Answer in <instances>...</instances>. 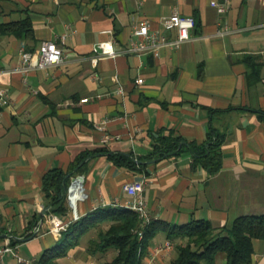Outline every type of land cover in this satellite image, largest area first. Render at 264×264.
Returning a JSON list of instances; mask_svg holds the SVG:
<instances>
[{
    "label": "crops",
    "instance_id": "crops-1",
    "mask_svg": "<svg viewBox=\"0 0 264 264\" xmlns=\"http://www.w3.org/2000/svg\"><path fill=\"white\" fill-rule=\"evenodd\" d=\"M211 1L0 0V70L18 66L22 44L36 51L53 41L65 53L60 66L0 77L9 96V105L0 107V235L28 239L38 232L15 246L0 238V249H14L0 264H19L17 256L34 263L55 251L62 238L52 232L55 218L68 228L98 209L126 208L123 187L141 178L153 219L170 226L205 220L230 228L240 216L264 215V0H227L224 15ZM174 10L196 19L191 41L158 56L121 53L144 21L175 37L162 27ZM25 19L29 38L1 31ZM221 24L232 32L216 36ZM100 42H112L119 53L94 54ZM98 126L120 139L102 144ZM212 130L224 137L216 174L195 166L189 151L152 156L160 137L173 134L201 146ZM111 156L154 162H133L143 168L132 170ZM55 171L66 174L58 204L43 187ZM93 238L85 235L55 261L102 264V256L115 257L91 255ZM166 240L159 232L150 250ZM253 248L252 264H264V240L254 239ZM174 257L175 250L144 264Z\"/></svg>",
    "mask_w": 264,
    "mask_h": 264
},
{
    "label": "trees",
    "instance_id": "trees-1",
    "mask_svg": "<svg viewBox=\"0 0 264 264\" xmlns=\"http://www.w3.org/2000/svg\"><path fill=\"white\" fill-rule=\"evenodd\" d=\"M1 31L17 38H29L33 32L29 19L9 24ZM250 83L253 80L250 79ZM223 141L224 137L214 130L208 133L206 142L201 146L193 142L187 144L182 138L169 134L155 142L152 156L161 159L189 151L195 166L201 165L216 174L222 168ZM111 159L120 167L132 170L143 168V165L137 167L130 156H111ZM65 176L64 172L55 171L44 180V191L52 197L55 204L60 203L64 197L62 192L66 189ZM140 226L138 215L127 208L98 209L70 224L62 234L55 251L47 250L32 264H59L55 260L64 256L70 248L76 247L81 238L90 232L94 236L88 244L91 255L116 252L112 260H105L102 264H144L151 251L150 246L159 232H163L168 240L176 243L175 257L168 264H217L220 257L225 258L226 264H252L253 240H264V215L240 216L230 228L219 229L205 220L170 226L153 219L141 239L137 232ZM16 244L12 240L11 245Z\"/></svg>",
    "mask_w": 264,
    "mask_h": 264
},
{
    "label": "built area",
    "instance_id": "built-area-1",
    "mask_svg": "<svg viewBox=\"0 0 264 264\" xmlns=\"http://www.w3.org/2000/svg\"><path fill=\"white\" fill-rule=\"evenodd\" d=\"M211 6L215 8L218 14L224 15L228 11L229 3L227 0H212ZM195 26L196 19L194 17L183 16L178 10H174L170 16L162 19V27L165 32H175V37H169L165 33L152 29L150 24L144 21L134 29L132 38L121 53L137 56L144 54L158 56L160 51L166 48L177 50L183 43L191 41V32ZM230 32H232V29L228 24H221L216 36L221 37ZM118 53L114 49L112 42H100L94 48V54L96 55L116 56ZM20 55L18 66L13 70H0V77L17 72L25 74L37 70H47L60 66L65 62L63 47L53 41L43 42L36 51H29L26 48V44H22ZM143 82V79H138L136 84L140 85ZM119 92H121V89ZM82 102H88V99L82 100ZM8 105L9 96L7 90L0 87V107ZM97 129L103 134L101 139L102 144H108L120 139L118 135L112 136L106 133L104 126H98ZM146 185L147 179L141 178L127 182L123 187L124 192L130 197V201L125 204V207L136 213L140 219L141 226L137 231L140 239L143 237L144 230L153 220L145 197ZM66 230L67 226L60 219L55 218L53 220V233L61 237ZM174 250L175 243L171 240H166L154 246L147 257L151 260L159 259L161 256L170 254ZM8 253L14 254V249L11 246L1 248L0 260H3L4 256ZM17 261L19 264H32L31 261L24 260L20 256H17Z\"/></svg>",
    "mask_w": 264,
    "mask_h": 264
},
{
    "label": "water",
    "instance_id": "water-1",
    "mask_svg": "<svg viewBox=\"0 0 264 264\" xmlns=\"http://www.w3.org/2000/svg\"><path fill=\"white\" fill-rule=\"evenodd\" d=\"M132 157L133 161L135 163H137L138 165H147V164H151L152 162H154L153 160L151 161H140V160H137L136 158H134L133 156H130ZM45 213L42 214L41 216V220L43 221L44 219V215ZM38 232H36L34 235H32L30 238L28 239H22V238H18V237H15V236H10V235H0V238H4V239H9V240H15V241H18V242H25L27 240H31L35 235H37Z\"/></svg>",
    "mask_w": 264,
    "mask_h": 264
},
{
    "label": "rangeland",
    "instance_id": "rangeland-1",
    "mask_svg": "<svg viewBox=\"0 0 264 264\" xmlns=\"http://www.w3.org/2000/svg\"><path fill=\"white\" fill-rule=\"evenodd\" d=\"M175 246H176V245H175ZM108 254H114V255H115V252H114V251H110V253H108ZM102 258H103L104 260H108V261L112 259V258H106V256H102ZM100 261H102V260L99 259L98 263H99Z\"/></svg>",
    "mask_w": 264,
    "mask_h": 264
},
{
    "label": "bare ground",
    "instance_id": "bare-ground-1",
    "mask_svg": "<svg viewBox=\"0 0 264 264\" xmlns=\"http://www.w3.org/2000/svg\"><path fill=\"white\" fill-rule=\"evenodd\" d=\"M75 186H76V188L79 189L80 188V183L77 181ZM77 195L81 196V191L80 190L77 192Z\"/></svg>",
    "mask_w": 264,
    "mask_h": 264
}]
</instances>
